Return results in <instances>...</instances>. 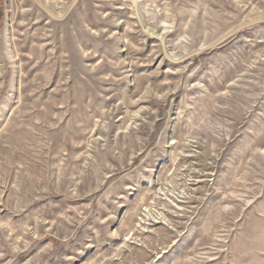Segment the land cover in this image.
I'll list each match as a JSON object with an SVG mask.
<instances>
[{
    "label": "rangeland",
    "instance_id": "1",
    "mask_svg": "<svg viewBox=\"0 0 264 264\" xmlns=\"http://www.w3.org/2000/svg\"><path fill=\"white\" fill-rule=\"evenodd\" d=\"M0 264H264V0H0Z\"/></svg>",
    "mask_w": 264,
    "mask_h": 264
}]
</instances>
